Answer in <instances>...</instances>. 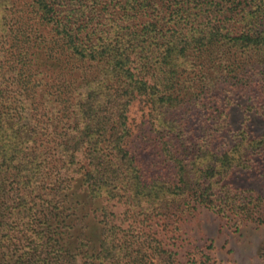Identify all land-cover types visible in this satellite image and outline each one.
<instances>
[{"label":"trees","instance_id":"16d2710c","mask_svg":"<svg viewBox=\"0 0 264 264\" xmlns=\"http://www.w3.org/2000/svg\"><path fill=\"white\" fill-rule=\"evenodd\" d=\"M224 81L264 97V0H0V264H181L155 218L264 223V196L226 182L264 164V103L235 128ZM138 97L174 180L125 145ZM222 129L234 142L213 148Z\"/></svg>","mask_w":264,"mask_h":264},{"label":"rangeland","instance_id":"374dc122","mask_svg":"<svg viewBox=\"0 0 264 264\" xmlns=\"http://www.w3.org/2000/svg\"><path fill=\"white\" fill-rule=\"evenodd\" d=\"M215 94L221 99L222 107L228 108L230 122L235 128H240L245 120L247 103H264V97L250 92L242 82L234 86L228 81L220 82ZM258 107L259 110L254 108L248 111L253 118L254 130L261 135L264 131V108ZM128 117L130 135L125 145L138 157L142 172L148 177L159 174L176 179L177 166L163 149V143L152 124L149 104L138 97L131 103ZM187 134L191 136L192 132ZM233 135V131L220 130L213 148H229L234 142ZM226 182L233 188H248L264 196V164L248 170L233 168ZM114 209L120 212L125 207L116 202ZM258 217L264 218V213ZM241 218L231 212L199 207L194 212L187 211L174 224L161 218H155L152 223L164 239V244L176 252L181 264H190L193 257L200 260L205 254L211 257L210 262L216 264H264L260 257L264 243V223L252 218Z\"/></svg>","mask_w":264,"mask_h":264}]
</instances>
